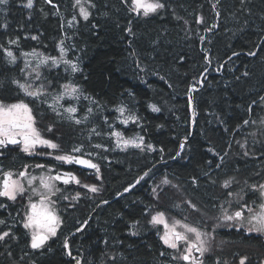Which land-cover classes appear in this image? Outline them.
Masks as SVG:
<instances>
[{"label":"trees","instance_id":"16d2710c","mask_svg":"<svg viewBox=\"0 0 264 264\" xmlns=\"http://www.w3.org/2000/svg\"><path fill=\"white\" fill-rule=\"evenodd\" d=\"M92 2L96 6L87 21L74 0H33L31 8L27 0H9L0 6L4 48L17 56L33 49L56 56L63 39L69 59L80 64L74 74L42 67L47 96L34 99L12 83L23 82V61L9 64L0 50V101L28 103L42 137L59 145L54 153L79 146L81 152L71 154L93 161L99 173L66 162L59 166L48 156L41 159L38 150L27 155L17 146L0 149V167L9 173L56 164L80 180L52 197L62 223L45 245V264H76V259L81 264H174L148 223L149 212L159 207L168 215L214 223L223 220L221 205L228 212L234 206L228 192L264 182V0H161L165 8L148 17L131 12L130 0ZM73 16L78 22L70 26ZM68 82L98 102L85 123L75 124L49 107L50 93ZM121 105L140 120L120 123L116 108ZM115 130L127 138L143 136L155 150H119L111 135ZM42 151L50 153L47 147ZM232 177L231 187L224 188ZM31 194L30 189L16 201L0 198L6 205L0 207V220L6 222L0 233L10 232L0 241V264H27L31 257L23 252L31 235L22 224ZM134 221H139L135 229Z\"/></svg>","mask_w":264,"mask_h":264},{"label":"snow or ice","instance_id":"6c2138e0","mask_svg":"<svg viewBox=\"0 0 264 264\" xmlns=\"http://www.w3.org/2000/svg\"><path fill=\"white\" fill-rule=\"evenodd\" d=\"M49 3L52 0H48ZM9 0H0V6H7ZM125 3H129V0H125ZM87 5V6H86ZM33 6V0H27L26 7L31 8ZM95 4L92 0H74V7L78 8V15L87 21L92 15L91 8H95ZM165 4L161 0H130L129 10L135 13L137 16L141 14L143 17H148L151 14L157 13L159 10L164 9ZM3 9L0 8V11ZM219 15V13H217ZM78 21L76 16H73L72 21H69V25H74ZM201 22L203 18L201 17ZM7 28V24L3 25ZM130 35H134L132 28L129 26L127 29ZM211 31V29H209ZM32 39H37L33 36ZM9 43L18 44V40H10ZM0 50L3 51L4 56L9 64H16L18 60L17 54L0 45ZM20 57L24 58V67L21 69L25 73V78L23 82L18 79L12 81L16 87L22 91L26 96L32 97L34 99H40L41 97L47 96L46 84L47 77L43 75L40 70L42 66L51 68H58L60 65L64 66V71L69 74H74L78 71L79 65L71 59H67V50L64 46V40L59 42V55L51 56L45 55L37 50L33 49L28 52H21ZM249 55H255V53H249ZM35 81H41L39 85L35 84ZM50 84V82H49ZM62 91L58 92L52 97V103L49 105L57 113V115H67V119L74 122L75 124L85 123L88 120V116L83 117V119L77 118L76 113L78 107L73 104H69L67 107L64 106L63 101L66 98L71 100L79 101L82 93L81 90L70 82L61 85ZM195 90V86H193ZM84 99L91 100L93 104L98 103L91 97L85 96ZM192 97H189L191 101ZM264 100V97L261 98ZM46 102V101H44ZM153 111L158 112L160 109L155 105H150ZM63 109V111H59ZM251 109H249L250 111ZM116 111L120 114L117 119L120 123L127 125L130 121L136 123L140 120V117L130 112L124 105L116 108ZM87 112L91 114L93 109L89 107ZM128 113L125 115V113ZM195 115V112L193 113ZM107 123V118H105ZM243 123L247 125L248 120H244ZM109 127H113L109 125ZM51 131V127L48 129ZM92 133L99 135L95 128H93ZM112 136L116 138V144L118 147L127 148L128 146L140 148L143 150L145 147L148 150L154 151V147L151 144H144L143 136H135L130 139H125L123 134L119 131H113ZM8 145H22V151L28 154H34V150L37 146H44L51 149H58L59 145L54 143L52 140L45 139L41 136L40 132L35 127V117L32 114V108L28 103L20 100L16 103L5 104L0 101V147H7ZM96 147H102V145H96ZM184 145H180V149L183 150ZM163 149H161V152ZM81 152L79 146L73 147L71 153ZM71 153L62 154L55 156L58 161L66 162L69 164H81L87 167L93 168L99 173V166L92 163L90 160L82 159L72 155ZM223 160V157H221ZM36 167H46L44 165H36ZM24 177L29 186H32L34 182L39 180L38 187H32V194L39 197L38 202H33L32 197L29 196L28 204L25 209L24 218H22V224L25 229L30 230L31 235V248L32 249H43L46 242L57 235V229L62 223L59 215L57 214L54 204L55 201L52 197L60 192V189L56 187L55 181H63V183L68 184L72 181L79 184L80 180L72 173H64L63 175L57 174L55 176H30L25 170L19 174ZM148 172L144 173L147 176ZM140 179H143L141 177ZM235 181V177L227 179L223 183L224 188H230L231 184ZM139 183V180L137 181ZM163 183H168L164 180ZM246 183V182H245ZM85 188H90V191L95 193L99 189L95 186H89L87 184L83 185ZM135 185H133L134 187ZM129 189H125L128 191ZM26 191L24 183L20 179H13L12 173H6L5 179L0 182V197H5L10 201H16L18 195H22ZM247 192H252L256 195V200L249 201L244 199ZM247 192L244 188H241L239 192L230 191L228 196L234 197L237 203V208L229 214L228 210L221 205L222 218L226 221H234L241 226H247L249 232H256L264 234V183L247 185ZM79 193H77V198ZM68 199V197H63ZM107 203V201H105ZM191 203V202H189ZM229 207L231 206V201H227ZM256 204L257 207L252 205ZM195 208V205H192ZM0 207H6L3 203H0ZM247 213V214H246ZM6 222L0 220V224H5ZM149 223L153 226L163 225V234L160 236L163 244L168 248L176 250L177 256L174 259H179L183 261H188L189 264H203L202 257L207 251H209L208 241L205 237L208 233L202 231L198 227H194L187 223H182L179 220H174L169 223L168 218H166L165 213L158 212L156 215L152 216ZM139 224V221H134L132 223V228L135 229ZM183 229V231H178L177 227ZM81 231V229H77ZM138 231H132L131 235H137ZM191 234V235H190ZM10 236L9 231H3L0 233V241H3L6 237ZM107 243V241H105ZM181 245H184L181 248ZM64 248L68 249L69 245L67 241L64 243ZM199 253V257L194 256L193 253ZM67 255L71 256L72 253L69 250ZM161 255H164L162 252ZM115 259V257H113ZM247 257L241 259L240 264H245ZM76 264H81L80 259H76Z\"/></svg>","mask_w":264,"mask_h":264},{"label":"flooded vegetation","instance_id":"af4514ba","mask_svg":"<svg viewBox=\"0 0 264 264\" xmlns=\"http://www.w3.org/2000/svg\"><path fill=\"white\" fill-rule=\"evenodd\" d=\"M11 146H17L18 150L22 151V145H8L7 147ZM1 148L6 147H0V149ZM43 158L44 157H41V159ZM68 166L77 165L73 163L69 164ZM69 172L74 174L73 170H71L70 168L69 170L64 169L63 174ZM66 185L67 184L65 183L59 182L58 188H64L66 187ZM38 186L25 185L26 191L30 190L32 187ZM245 190L247 192V187H245ZM29 196L32 197L33 201L39 199L38 196H35L33 194L26 196L25 209L28 204ZM244 199L251 203V201L256 200V195L252 192H247V194L244 196ZM237 206L238 205H236V208ZM252 206L257 207L256 204ZM218 222L219 225L217 226V228H211L213 229V238L209 237V232H207L208 235L205 237V239L208 241L210 250L207 251L202 257L203 264H240L241 259L244 257H247V259L245 260V264H264V234L249 232L247 230V226H241L234 221L224 220L223 224L221 223V221ZM29 246V248L23 251L25 254L31 255V257H27L26 259L28 261L27 264H45V257L49 252L48 249H45V247L43 249H32L31 244ZM247 246H250V248H248L246 251ZM193 255L199 257V254H196L195 252L193 253Z\"/></svg>","mask_w":264,"mask_h":264},{"label":"rangeland","instance_id":"374dc122","mask_svg":"<svg viewBox=\"0 0 264 264\" xmlns=\"http://www.w3.org/2000/svg\"><path fill=\"white\" fill-rule=\"evenodd\" d=\"M38 52H41V53H43V54H45V55H48V54H46V53H44L43 51H40V50H37ZM59 55V52H58V54L56 55V56H58ZM66 58L67 59H69V57H68V51H67V56H66ZM18 59H21L22 61H23V63H24V58L23 57H20V56H18ZM74 62H76L78 65H79V69H80V64H79V62L77 61V60H73ZM42 67H44V66H42ZM41 67V68H42ZM59 67H62L63 69H64V66L63 65H60ZM41 70V69H40ZM79 88V87H78ZM80 89V88H79ZM60 91H62V89H60L59 91H57V92H55V93H50V96H48L47 97V99H48V101H49V104H51L52 103V97L54 96V95H56L58 92H60ZM81 93H82V91H81ZM86 95H84L83 93H82V95H81V97H80V99H79V101H75V100H71L70 98H66L64 101H63V103H64V106L65 107H67L69 104H73V105H76L77 107H78V111H77V113H76V117L77 118H80V119H83V117H85V116H88V118L90 117V115L91 114H89L88 112H87V109L89 108V107H91L92 109L94 108V104L91 102V100H86V99H84V97H85ZM85 103V104H84ZM81 106L82 107H84V109H83V111H81L80 109H81ZM126 107V106H125ZM127 108V107H126ZM128 109V108H127ZM129 110V109H128ZM59 111H63V109H59ZM130 111V110H129ZM130 112H132V111H130ZM118 113V112H117ZM128 113L126 112L125 113V115H127ZM119 113H118V117H119ZM64 116H66L67 117V115L65 114ZM119 121V120H118ZM120 122V121H119ZM262 122L264 123V117H263V119H262ZM131 123H133V122H129L127 125H129V124H131ZM35 127H36V121H35ZM116 131V130H115ZM42 136V135H41ZM124 136V135H123ZM112 138L114 139V142H115V146H116V148L117 149H119V150H127V149H131V148H136V147H132V146H128L127 148H123L122 146L121 147H118L117 146V144H116V138L114 137V136H112ZM124 138L125 139H130V138H127V137H125L124 136ZM133 138V137H132ZM145 144V143H144ZM6 148H8V147H6ZM45 148L46 147H44V146H37L36 148H35V150H34V153L36 152V153H39L40 152V155H41V157H46V156H48L49 158H50V160H53V161H55L59 166L62 164V161H58V160H56L55 159V156H57V155H59V154H56V153H54L57 149H51V148H49V151H50V153H47V154H43V153H41V150L43 149V151L45 150ZM146 148V147H145ZM144 148V149H145ZM2 149V148H1ZM140 149V148H139ZM2 150H5V148H3ZM42 151V152H43ZM23 152V151H22ZM27 155H30V154H28V153H26ZM32 155V154H31ZM61 155V154H60ZM67 165H65V166H68L69 165V163H66ZM41 165H44V164H41ZM45 166V165H44ZM57 165L55 164V166H50V165H47L46 167H36V166H33L32 168H34L33 169V171L31 172V167H25L23 170H21V171H16V172H11L12 173V178L13 179H20L23 183H24V187H25V185H28L27 184V181L25 180V178L24 177H21L19 174L21 173V172H24L25 170L29 173V175L30 176H35V177H40V176H47V175H52V176H55V175H57V174H60V175H63V171H64V169H57V167H56ZM5 172H3L2 171V167H0V182H2L3 181V179H5ZM58 183H59V181H55V185H56V187H58ZM34 185H39V180H37L36 182H34ZM68 185V184H67ZM165 184H163V186H164ZM60 186V185H59ZM25 189H26V187H25ZM60 189V188H59ZM159 194V193H158ZM157 197H158V195H157ZM39 200V199H38ZM38 200H36V201H33V202H38ZM53 200V199H52ZM233 202H235L234 203V206H232L233 208L229 211V213H232V211L233 210H235L236 209V200H235V198L233 199ZM54 208H55V204H54ZM55 210H56V208H55ZM163 209H160L159 207H157L156 209H154V210H152L151 212H149V216H148V223H149V221H150V219H151V217L152 216H154V215H156V213H158V212H163L162 211ZM175 210H177L178 212H179V210L178 209H176L175 208ZM56 212H57V210H56ZM164 213V212H163ZM58 214V213H57ZM181 214V213H180ZM165 216H166V218H168V220H169V223H172L174 220H179V221H181L182 223H187V224H190V225H192V226H194V227H198V228H200L202 231H204V232H209L210 234H209V237H211V238H213V236H214V234H213V229H211L212 227L213 228H217V226L219 225V222L218 221H220V220H218V221H215L214 223H212V222H210V223H208V221L205 219L204 221L202 220V221H196V220H194L193 219V217H192V215L189 217V214H181V215H168V214H166L165 213ZM222 222V224H223V222H224V220H221ZM150 224V226L154 229V230H156L157 232H159V234H160V236L163 234V231H164V229H163V225H156V226H153L151 223H149ZM139 229V228H138ZM177 230L178 231H183V229L182 228H180L179 226L177 227ZM191 235V234H190ZM184 247V245H181V248H183ZM209 247V246H208ZM212 247V246H211ZM210 247V248H211ZM170 251H171V254H172V258L174 257V256H177L178 255V253L176 252V250H173V249H170ZM173 260H174V264H189V262H184L183 260H179V259H174L173 258Z\"/></svg>","mask_w":264,"mask_h":264},{"label":"water","instance_id":"95a60500","mask_svg":"<svg viewBox=\"0 0 264 264\" xmlns=\"http://www.w3.org/2000/svg\"><path fill=\"white\" fill-rule=\"evenodd\" d=\"M77 157H79V158H82V159H86V160H89V159H87V158H85V157H83V156H77ZM91 161V160H90ZM92 163H94L93 161H91ZM76 164V163H75ZM77 166H79L80 168H82V169H85V170H92L93 168H90V167H87V166H85V165H81V164H76ZM59 182H61V183H63V181L61 180V181H59ZM196 254H199V253H197V252H195ZM184 262H188V261H184Z\"/></svg>","mask_w":264,"mask_h":264}]
</instances>
